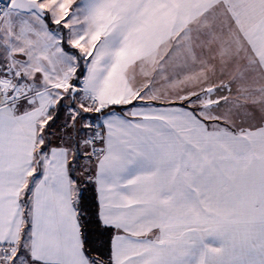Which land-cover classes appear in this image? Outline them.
<instances>
[{
  "label": "snow or ice",
  "instance_id": "1",
  "mask_svg": "<svg viewBox=\"0 0 264 264\" xmlns=\"http://www.w3.org/2000/svg\"><path fill=\"white\" fill-rule=\"evenodd\" d=\"M185 2L0 0V264H264V19L236 75L149 99L211 38L158 55Z\"/></svg>",
  "mask_w": 264,
  "mask_h": 264
},
{
  "label": "crops",
  "instance_id": "2",
  "mask_svg": "<svg viewBox=\"0 0 264 264\" xmlns=\"http://www.w3.org/2000/svg\"><path fill=\"white\" fill-rule=\"evenodd\" d=\"M213 5L217 6L213 8ZM156 15L171 29V40H162L158 55L167 51L181 31L188 30L193 37L197 33H211V38L201 41L200 44L193 39L191 47L186 37H181L184 47L180 63L187 66L186 71L173 84L163 83L157 96L149 97L159 102H167L170 98L178 97L181 89L191 92L203 87L205 82L214 84L221 79L227 80L230 78L229 72L232 75L237 74L236 69L245 58L253 59L246 37H250L255 27L264 19V2L231 0V7H228L224 3H218V0H186L178 13L173 7L161 4ZM232 16L235 17V23ZM173 24L175 27H172ZM201 45L203 59L198 58ZM222 70H225L223 77L220 74Z\"/></svg>",
  "mask_w": 264,
  "mask_h": 264
}]
</instances>
